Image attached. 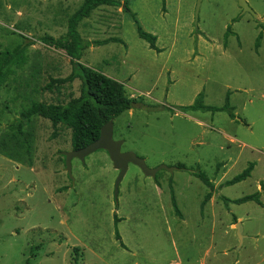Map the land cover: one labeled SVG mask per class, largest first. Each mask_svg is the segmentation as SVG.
Here are the masks:
<instances>
[{"label":"rangeland","instance_id":"rangeland-1","mask_svg":"<svg viewBox=\"0 0 264 264\" xmlns=\"http://www.w3.org/2000/svg\"><path fill=\"white\" fill-rule=\"evenodd\" d=\"M117 1L94 9L78 30L89 42L119 41L90 45L80 62L121 82L134 98L113 120L121 150L150 168H176L153 178L129 163L115 199L119 171L106 150L74 157L69 176V130L53 137L49 120L37 115L18 129L31 104L79 94V79L59 94L44 88L72 65L64 50L38 38L64 34L82 0H0V55L21 35L34 42L0 86V264H264V31L255 46L264 0H247L257 18L242 13L237 0H201L196 23V0ZM137 25L156 36L157 50L138 36ZM200 92L205 105L227 109H182ZM249 162L250 176L217 188L191 172L216 181L228 169L225 181ZM257 190L261 204L222 198ZM208 192L214 200L202 207Z\"/></svg>","mask_w":264,"mask_h":264},{"label":"trees","instance_id":"trees-1","mask_svg":"<svg viewBox=\"0 0 264 264\" xmlns=\"http://www.w3.org/2000/svg\"><path fill=\"white\" fill-rule=\"evenodd\" d=\"M102 5H119L117 0H82L80 5L67 18L66 32L61 36L54 37L52 35H43L38 38L42 43L53 46L56 49H62L70 57L72 65L69 74L63 77L50 76L49 81L44 85L46 90H56L58 94L60 89L66 83H70L75 79H79L80 88L77 96H69L68 100H59L56 102L40 101L31 104L21 112L20 118L16 120L18 129L21 130L23 119L29 120L33 115L40 116L49 120L53 128L52 136L55 137L63 129L70 131L71 149H79L96 140L100 134L101 126L108 120L115 119L120 114L128 111L134 104V98L129 97L123 84L99 71L92 69L80 62L83 51L93 45H101L110 41H119L116 37H108L104 39L89 42L84 40L78 30L80 22L89 17L92 11ZM127 7V6H126ZM261 31L256 40V47H259L260 40L264 31V24L260 23ZM229 29V28H228ZM137 33L149 43L153 49L156 46V36L152 33L144 31L141 26L137 25ZM23 41L17 44L13 49H6L0 55V86L4 82L9 67L11 65H19L23 63L26 50L29 45L34 44L33 40L21 35ZM182 109H202V110H226V106H210L203 103V94H197L194 102L190 105L183 106ZM230 117H234L233 113H229ZM7 149V148H5ZM9 150L12 154L20 155L21 150L12 147ZM254 163L249 162L247 168L240 173L226 180L223 184L230 185L242 181L250 176ZM183 168L182 165L178 166ZM199 177L208 187L213 188L212 181L204 174L192 171ZM173 190V189H172ZM171 190V191H172ZM172 194V204L176 211V201ZM211 197V192L205 194L201 206L203 207ZM227 203H244L247 201H255L261 204L259 200V192L244 195L242 197L230 200L222 196ZM115 223L119 221L118 217L114 218ZM116 239L120 240V235L116 232ZM77 249L75 248V251ZM29 264V260L26 261Z\"/></svg>","mask_w":264,"mask_h":264},{"label":"water","instance_id":"water-1","mask_svg":"<svg viewBox=\"0 0 264 264\" xmlns=\"http://www.w3.org/2000/svg\"><path fill=\"white\" fill-rule=\"evenodd\" d=\"M238 5L242 9V13L249 12L251 13L255 18H257L256 13L252 10V8L249 6L247 0H237ZM201 0H196L195 4V23L198 20V12H199V6H200ZM123 140L113 139V119L108 120L104 125L101 126L100 134L96 140L93 142L87 144L86 146L79 148V149H71L67 152H64L65 155V166L67 173L69 176H71V160L74 157L79 158L80 160L84 161V158L86 155L90 154L93 151H96L98 149L106 150L115 169L119 171L117 178L115 180V199L118 192V184L123 178L128 164L133 163L140 167V169L144 172L145 175L155 177L156 172L159 169L166 168L169 170H173L176 167H167L165 165H159L154 168H150L146 165L143 158L140 156H137L132 151H122ZM237 233L240 238V240L243 238L242 235V226L239 222L236 224Z\"/></svg>","mask_w":264,"mask_h":264},{"label":"crops","instance_id":"crops-1","mask_svg":"<svg viewBox=\"0 0 264 264\" xmlns=\"http://www.w3.org/2000/svg\"><path fill=\"white\" fill-rule=\"evenodd\" d=\"M92 45L93 44H91V46H90V48H92ZM88 48V47H87ZM84 52V51H83ZM83 54V53H82ZM231 140H233L234 141V139H231ZM247 144L246 143H243L242 144V147H244V146H246ZM233 161V160H232ZM232 165V164H231ZM230 165V166H231ZM224 168V167H223ZM228 171V169H225V171H223L221 174H220V176L218 177V179H216V181H212V183H213V188H217V187H220L221 186V183H223L224 182V177H225V174H226V172ZM227 180H229V179H227ZM226 181V180H225ZM260 185V184H259ZM259 185H258V187L257 188H259ZM261 189V188H260ZM259 190H257L256 192H258ZM254 193V192H253ZM251 194V193H250ZM245 195H247V194H245ZM244 196V195H243ZM214 199H213V195L211 194V197H210V199L208 200V201H213ZM234 220L235 221H240L241 220V217H237V216H235L234 215ZM232 226H235V224L233 223V225Z\"/></svg>","mask_w":264,"mask_h":264}]
</instances>
